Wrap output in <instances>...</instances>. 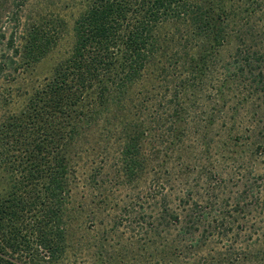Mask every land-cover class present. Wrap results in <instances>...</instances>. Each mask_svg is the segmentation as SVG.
<instances>
[{
  "label": "trees",
  "instance_id": "trees-1",
  "mask_svg": "<svg viewBox=\"0 0 264 264\" xmlns=\"http://www.w3.org/2000/svg\"><path fill=\"white\" fill-rule=\"evenodd\" d=\"M258 4L264 0H253L252 8L244 6L247 0L87 1L74 21L69 56L24 93L19 110L0 119V169L7 173L0 193V264H48L62 257L79 169L87 160L97 162L107 148L116 151L106 159L114 163V181L133 192L134 204L142 202L145 182H154L151 199L161 193L162 204L178 201V207L169 204L168 215H159L169 225V244L180 254L191 249L185 264H264V217L255 216L264 213V173L246 181L251 210L232 214L241 202L238 194L234 207L225 201L214 214L201 209L198 198L221 196L225 172L188 181L187 156L182 161L192 148L209 151L205 135L219 117L225 122L222 108L234 86L251 82L264 93L258 65L264 61V33L248 18ZM22 18L8 39L11 54H1L0 74H31L57 43L53 35L63 31L62 19L48 30L40 22L22 24ZM231 46L233 55L220 61ZM160 156L182 165L165 193L166 182L151 166ZM100 185L107 189L110 180ZM138 218L142 225L146 215Z\"/></svg>",
  "mask_w": 264,
  "mask_h": 264
},
{
  "label": "rangeland",
  "instance_id": "rangeland-1",
  "mask_svg": "<svg viewBox=\"0 0 264 264\" xmlns=\"http://www.w3.org/2000/svg\"><path fill=\"white\" fill-rule=\"evenodd\" d=\"M87 1L30 0L27 6H20L21 0H0V60L2 59L1 54H11V50L8 48V39L10 33L18 31L16 19L18 15L23 16L22 24L40 22L39 24L45 25L48 30L50 27L53 28L55 23L59 24V20L62 19L63 28L62 33L54 32L53 38L57 43L47 56L33 67L31 74L22 72L15 75L8 73L9 76L4 75L7 73L0 74V119L11 111L19 110L25 98L24 93L42 83L45 77H50L54 73L56 65L69 56L75 43L74 21L81 10L87 6ZM247 1L248 5L244 6L252 8L253 0ZM263 7L264 4L254 5L255 11L249 13L248 18L258 31L264 33V11H261ZM20 29L25 31V26ZM260 37L264 39V35ZM232 50L233 46L225 48L222 54H219L220 61L228 60L229 56L233 55L231 54ZM260 64L264 71V61L263 63L259 61L258 65L260 66ZM256 65L254 63L253 68H260L255 67ZM230 86L232 87V84ZM261 86L264 84H260ZM234 88L227 92L229 101L222 108L226 113L225 122L219 117L212 134L205 135L206 143L210 144L208 145L210 146L209 151L204 147H198V150L192 148L190 152L183 155L182 161L187 156L185 165H189V169L186 167L185 172L187 171L189 175L185 173L184 179L187 178L188 181L197 178L199 174L206 176L207 172L211 171L223 174L225 172L223 178L226 179V183L222 190L224 193L219 197L202 195L201 199L198 198L199 201L201 200L198 206L205 212L211 211L216 214V206L225 208V201H228L230 202L228 209L232 208L237 195L241 194V202L236 207L235 213L232 212L234 216L238 217L243 216V211L240 208L244 212L248 209L251 210V206L248 205L250 198L246 197V194L249 193L248 186L245 185L246 181L251 178L250 180L254 182L257 173H264V93L257 92L251 82L245 81L238 83V86H234ZM216 90L215 96L217 95ZM225 113L220 116H224ZM115 152V150L107 148L97 158V162L87 160L82 168L80 167V180L73 186L72 197L67 204L68 230L65 240L67 250L64 251L60 259L48 264H185V259L188 258L191 249L190 251L185 249L186 253L184 251L180 254L181 248L176 249L169 244L167 237L169 236V225L165 219H160L159 215H168L170 206L178 207L176 205L178 201L165 202L163 205L161 193H158L157 200L151 199L150 193L155 191L154 182H145L142 184L145 186H141L145 195L142 202L139 203L143 205V208L139 204H134L133 192L129 189H122V186L116 184L114 163L106 161V159L114 157ZM170 160L169 157L160 156V159H155L151 164L152 167L159 170L162 177H160V182H166L164 193L168 191V184L172 183L168 180H171L173 170L175 175L179 174V169L182 166H180L178 158ZM169 168L172 169L170 174H168ZM98 170H101V174L93 179L91 173L95 176ZM6 174L0 169V175L5 176H0V193L6 185ZM151 176H153V172ZM109 180L110 185L103 186L107 189L102 188L100 182L107 183ZM259 183H261V179L258 180L256 186ZM212 184L215 185L217 182L213 180ZM198 186L204 187L202 182ZM161 187L163 185L157 186L156 190ZM149 198L151 200L147 201ZM157 201L158 204L155 205ZM152 204L153 207H151ZM210 204H212V208ZM164 212L167 213L164 214ZM142 214L146 215V219L141 225L138 217ZM255 216L261 219L264 217V213L260 215L256 211ZM243 222L241 221V223ZM150 223H154L155 229H146V227H150ZM171 231L176 233L174 228ZM159 233L162 234L155 237ZM172 249L175 250L165 255V252ZM188 251L189 253H187ZM210 263H214L212 259Z\"/></svg>",
  "mask_w": 264,
  "mask_h": 264
}]
</instances>
